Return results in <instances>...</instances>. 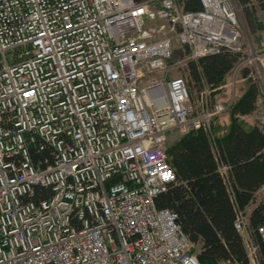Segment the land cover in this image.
<instances>
[{
    "label": "built area",
    "instance_id": "1",
    "mask_svg": "<svg viewBox=\"0 0 264 264\" xmlns=\"http://www.w3.org/2000/svg\"><path fill=\"white\" fill-rule=\"evenodd\" d=\"M198 1L0 0V264H200L155 204L175 180L165 141L173 128L209 130L242 68L261 80L264 36L242 49L231 0ZM173 39L192 60L241 52L226 98L211 105L203 85L194 113L181 76H152ZM44 146L50 158L34 161ZM234 227L259 264L241 210Z\"/></svg>",
    "mask_w": 264,
    "mask_h": 264
},
{
    "label": "trees",
    "instance_id": "2",
    "mask_svg": "<svg viewBox=\"0 0 264 264\" xmlns=\"http://www.w3.org/2000/svg\"><path fill=\"white\" fill-rule=\"evenodd\" d=\"M258 1L264 6V0ZM177 2L182 10L200 8L198 0ZM236 5L243 12L247 26L257 31L256 25L261 26V21H257L253 0H236ZM240 55L222 50L202 55L195 61L191 59L187 64L188 74H178L186 83L190 102L201 93L203 85L209 95L222 90ZM236 89L237 94L225 109L230 110V118L224 130L214 127L217 114H213L210 131L205 127L189 128L168 146L165 144L175 180L155 197V204L175 213L176 222L192 243L190 251L200 264L225 260L231 264H248L242 236L234 227L238 210L245 215L259 264H264V237L258 232V227L264 224V204L262 193L257 192L264 183V133L258 122L245 126L239 120L241 115L257 108L260 92L256 82L246 89ZM212 101L209 99L211 105ZM31 156L36 162L42 161L45 156L50 158V149L32 148ZM35 190L40 195L47 192L40 186Z\"/></svg>",
    "mask_w": 264,
    "mask_h": 264
},
{
    "label": "rangeland",
    "instance_id": "3",
    "mask_svg": "<svg viewBox=\"0 0 264 264\" xmlns=\"http://www.w3.org/2000/svg\"><path fill=\"white\" fill-rule=\"evenodd\" d=\"M233 5L237 8V13L239 14L240 18V29H241V44L242 49H245L247 51V43L250 44L252 49H254L256 46L259 45V42H256V38L259 39L261 36H264V25H263V15H264V6L261 5V3L258 0H253V3L255 5V15L258 19L257 21H261V26L256 25L257 31H253L249 26H247V21L245 19V16L242 11L238 10V7L236 5V0H231ZM259 36V37H258ZM243 51V50H242ZM241 54V52H239ZM241 56V55H240ZM191 59L188 58L187 49L186 47H183L182 44L179 43L177 39H173L172 42V55L170 59L167 61V70L162 71H153L152 76L154 78H157L161 75L166 76H173V75H186L188 74L187 70V64ZM195 61V60H193ZM251 68V67H250ZM251 70V69H250ZM249 69H246L242 73L236 75L235 82L233 83L234 88L232 89L234 95L237 94V89L242 88H248V86L251 84V82H256L259 86V96L262 97L264 94V74L261 76V80L259 81L258 76L252 68V71ZM231 80V74H229L227 81L225 84L222 85V90H217L214 95L208 94V99L213 100L212 102H216L217 100H222L226 98L231 93V88L228 85ZM194 97L196 94H194V91L191 90ZM257 108L253 110L251 113L241 115L239 117V120L242 122L245 126L254 125L256 122H258V116L260 113V109H263L261 100H257ZM192 106V112H199L201 107V96L200 93L198 94L197 98L195 97L193 101H191ZM229 118H230V110H224L222 112L217 113V116L215 120L213 121V125L215 128H217L218 131L224 130L225 127L229 124ZM181 132L177 128L171 129L167 134V139L165 141L166 146H168L171 142H173L175 139L180 136ZM258 193H261V187L257 191ZM256 192V193H257Z\"/></svg>",
    "mask_w": 264,
    "mask_h": 264
}]
</instances>
